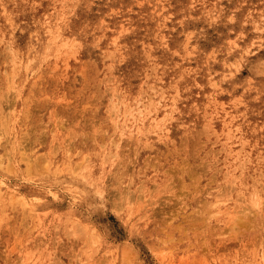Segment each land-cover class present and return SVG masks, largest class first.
<instances>
[{
  "label": "rangeland",
  "instance_id": "rangeland-1",
  "mask_svg": "<svg viewBox=\"0 0 264 264\" xmlns=\"http://www.w3.org/2000/svg\"><path fill=\"white\" fill-rule=\"evenodd\" d=\"M0 187V264H264V0H0Z\"/></svg>",
  "mask_w": 264,
  "mask_h": 264
},
{
  "label": "bare ground",
  "instance_id": "bare-ground-1",
  "mask_svg": "<svg viewBox=\"0 0 264 264\" xmlns=\"http://www.w3.org/2000/svg\"><path fill=\"white\" fill-rule=\"evenodd\" d=\"M54 36H55V37H59V34H54ZM62 42H63V41H62ZM29 45L31 46L32 44L29 43ZM138 109H139V108H138ZM150 113H151V112H150ZM124 115H125V114H124ZM3 118H4V115L2 116L1 121L8 119V116H7L5 119H3ZM9 122H10V121H9ZM102 145H103V144H102ZM17 147H18V146L16 145V148H17ZM21 152H22V151H21ZM238 154H239V153L236 152V154H235L236 157L238 156ZM245 162H246V161H245ZM243 164H244V162H243ZM236 165H237V164H236ZM225 171H226V170H225ZM232 180H233V179H232ZM228 183H229V182H228ZM224 185H225V184H224ZM231 186H232V185H231ZM233 186H234V185H233ZM0 188H1V187H0ZM233 188H234V187H233ZM226 190H228V186H227V189H226ZM228 191H230V190H228ZM240 195H241V194H240ZM240 195H239V196H240ZM0 196H1V193H0ZM215 196H216V195H215ZM242 196H243V195H242ZM254 197H255V195H254ZM260 198H261V197H260ZM217 200H218V199H217ZM256 200H257V199H256ZM219 201H220V200H219ZM256 202H257V201H256ZM215 203H217V202H215ZM214 205H215V204H214ZM251 205H252V204H251ZM256 205H257V204H256ZM214 207H215V206H214ZM246 209H247V208H246ZM222 210H223V209H222ZM208 212H209V211H208ZM208 212H207V213H208ZM220 212H221V211H220ZM210 213H214V215H215V214H216V215L219 214V213L217 214V213H215V212H211V211H210ZM224 213H226V210H225ZM210 216H211V215H210ZM34 263H35V262H34ZM30 264H31V263H30Z\"/></svg>",
  "mask_w": 264,
  "mask_h": 264
}]
</instances>
